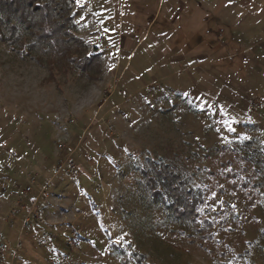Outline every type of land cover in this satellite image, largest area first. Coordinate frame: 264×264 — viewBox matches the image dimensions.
<instances>
[{"label":"rangeland","instance_id":"rangeland-1","mask_svg":"<svg viewBox=\"0 0 264 264\" xmlns=\"http://www.w3.org/2000/svg\"><path fill=\"white\" fill-rule=\"evenodd\" d=\"M182 11L175 44L164 21ZM72 14L99 81L51 82L0 41V264H264V0H72Z\"/></svg>","mask_w":264,"mask_h":264},{"label":"trees","instance_id":"trees-1","mask_svg":"<svg viewBox=\"0 0 264 264\" xmlns=\"http://www.w3.org/2000/svg\"><path fill=\"white\" fill-rule=\"evenodd\" d=\"M0 41L18 56L44 67L51 82L60 77L99 81L104 72L99 48L79 37L72 0H0ZM250 145L246 142L244 146L248 149ZM170 189L179 219L191 215L196 203L188 195L184 199L178 188ZM192 193L187 190L189 196Z\"/></svg>","mask_w":264,"mask_h":264},{"label":"crops","instance_id":"crops-1","mask_svg":"<svg viewBox=\"0 0 264 264\" xmlns=\"http://www.w3.org/2000/svg\"><path fill=\"white\" fill-rule=\"evenodd\" d=\"M143 1H147V0H143ZM179 1V0H178ZM183 1V0H182ZM185 2V1H184ZM189 4L186 2V6H188ZM168 10H169V7H168ZM172 12V10L169 12V14ZM168 14V13H167ZM182 15H183V11L182 12H180V14L178 15H176L175 17H174V19L173 18H169V19H165V21H164V25L165 26H167L168 24L171 26V27H175V30H176V32H177V38H176V40L174 41V43L175 44H177L178 43V35L179 36H182L183 35V33H185V30H184V26H186L184 23H185V21H183L182 22V19H183V17H182ZM191 16V15H190ZM175 20V21H174ZM173 21H174V23H175V26H173ZM188 22H190V24L192 25V27L194 26V23L196 22L195 21V19H193V18H190V20H187ZM187 29H189L188 27H187ZM221 32H223L224 30H220ZM189 32L191 33V35L190 34H188L187 33V37L185 38V43L189 46L190 45V43L192 42V41H194L195 39H196V41H198V42H200L201 43V40H200V36L199 35H197V31L195 30V28L193 27V28H191L190 30H189ZM174 33V32H173ZM213 33H215V32H213ZM212 36V35H211ZM214 37V39H216V40H218V42L220 43L219 44V46H218V49H220V48H222L221 46L223 45V43H225L226 42V37L225 36H222V37H219V35L217 34L216 36H213ZM202 41H204V40H202ZM116 43V45H119V46H122L124 43L123 42H120V41H116L115 42ZM109 50H110V48H109ZM177 45H176V48L174 49V51H171L168 55H166V57H168V59H169V61L171 62V63H176V62H179L178 61V59H177ZM163 55V54H162ZM182 60V59H181ZM180 60V61H181Z\"/></svg>","mask_w":264,"mask_h":264},{"label":"built area","instance_id":"built-area-1","mask_svg":"<svg viewBox=\"0 0 264 264\" xmlns=\"http://www.w3.org/2000/svg\"><path fill=\"white\" fill-rule=\"evenodd\" d=\"M105 36L102 35L100 40H104ZM105 50H108V47H105L104 48ZM68 164L72 167V170L75 168V165H74V160L72 159V157L67 160H65L57 169V172L56 173H59L63 170L64 166ZM18 181H14L13 182V185L14 187H18ZM31 184H34V181L31 180ZM32 188L31 186H28L26 187L25 189V192L28 193V192H31ZM36 204H37V200H34L33 203H32V207L30 209V212H29V215L25 218V226L27 225V223L31 220V216H34L36 219H39L41 217V213L39 211L36 210ZM5 247L2 243H0V250H3Z\"/></svg>","mask_w":264,"mask_h":264}]
</instances>
